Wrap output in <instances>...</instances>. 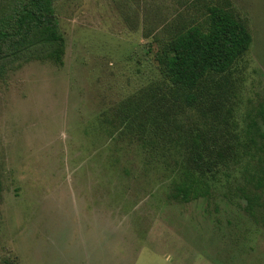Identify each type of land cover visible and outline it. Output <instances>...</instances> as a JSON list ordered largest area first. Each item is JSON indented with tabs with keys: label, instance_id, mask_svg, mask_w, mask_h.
Instances as JSON below:
<instances>
[{
	"label": "rangeland",
	"instance_id": "374dc122",
	"mask_svg": "<svg viewBox=\"0 0 264 264\" xmlns=\"http://www.w3.org/2000/svg\"><path fill=\"white\" fill-rule=\"evenodd\" d=\"M231 1L252 35L232 71L243 133L264 102V0ZM139 2L60 1L64 66L0 79V264H264L249 160L197 174L199 194L175 199L182 149H154L153 130L140 138L121 112L160 77Z\"/></svg>",
	"mask_w": 264,
	"mask_h": 264
},
{
	"label": "trees",
	"instance_id": "16d2710c",
	"mask_svg": "<svg viewBox=\"0 0 264 264\" xmlns=\"http://www.w3.org/2000/svg\"><path fill=\"white\" fill-rule=\"evenodd\" d=\"M60 1L0 0L1 80L33 61L64 66ZM139 1L160 77L123 102L121 112L129 128L137 125L140 138L153 130L148 145L154 149L166 143L182 149L185 166L172 197L190 201L197 174L214 177L219 168L246 159L245 180L263 195L264 102L252 105L243 133L234 120L232 71L251 46L247 22L231 0ZM258 195H245L251 208L260 203Z\"/></svg>",
	"mask_w": 264,
	"mask_h": 264
}]
</instances>
